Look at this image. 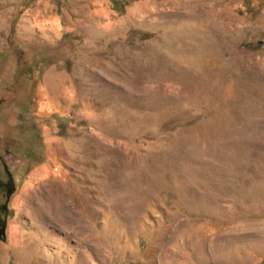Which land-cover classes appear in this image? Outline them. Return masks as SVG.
<instances>
[{
	"label": "rangeland",
	"instance_id": "1",
	"mask_svg": "<svg viewBox=\"0 0 264 264\" xmlns=\"http://www.w3.org/2000/svg\"><path fill=\"white\" fill-rule=\"evenodd\" d=\"M0 264H264V0H0Z\"/></svg>",
	"mask_w": 264,
	"mask_h": 264
}]
</instances>
